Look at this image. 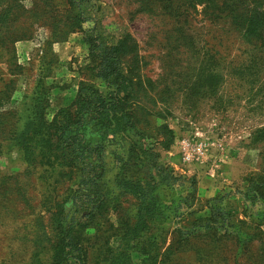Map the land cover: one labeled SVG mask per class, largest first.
Returning <instances> with one entry per match:
<instances>
[{
  "label": "rangeland",
  "instance_id": "1",
  "mask_svg": "<svg viewBox=\"0 0 264 264\" xmlns=\"http://www.w3.org/2000/svg\"><path fill=\"white\" fill-rule=\"evenodd\" d=\"M168 1L174 8L186 5V14L174 20L162 11L164 0H92L95 8L86 12L94 19L81 25L74 22L61 41H56V34L69 30L60 22L65 1H23L27 10L38 11L35 23L25 24L31 37L16 42L9 54L0 48V264H29L36 230L48 225L52 206L63 199L68 186L60 178L56 182V175L40 164H28L17 137L28 114L22 113L24 97L33 95L40 77L47 76L37 90H49L45 111L49 122L58 110L71 105L80 83L101 85L94 77L96 61L85 43L86 32L99 31L110 44L126 33L136 40L140 72L156 81L161 92L148 106L163 118H155L154 123L167 124L174 132V142L162 152L161 160L177 176L196 179L204 209L198 216L208 215V201L216 199L233 218L260 223L264 232V216H259L264 207L244 197L252 181L264 182V56L231 30L220 25L203 28L204 5L197 0ZM185 21L190 24L184 27L192 26L188 34L194 41L202 38L213 44L210 51L168 46L170 31L183 27ZM257 57L260 62H254ZM199 61L209 64L210 72L215 70L217 84L207 93L196 89L188 97L183 92V68ZM106 215L105 227L90 231L88 264H103L102 250L117 241L119 216L112 210ZM172 243L168 235L167 240L149 245L154 264H264L258 256L259 244L243 249L232 242L214 244L206 239L179 247ZM142 259L136 253L133 262L142 264Z\"/></svg>",
  "mask_w": 264,
  "mask_h": 264
},
{
  "label": "trees",
  "instance_id": "2",
  "mask_svg": "<svg viewBox=\"0 0 264 264\" xmlns=\"http://www.w3.org/2000/svg\"><path fill=\"white\" fill-rule=\"evenodd\" d=\"M23 1L0 0V48L8 54L16 42L31 37V28L25 24L30 20L35 23L38 16V11L22 6ZM64 1L67 7L62 9L60 22L69 30L56 34V41L68 34L74 22L81 25L94 19L86 12L95 8L92 0ZM197 1L204 5L203 28L220 25L231 30L264 56V0ZM161 9L175 20L185 15L188 7L174 8L171 1L164 0ZM187 23L170 31L168 46L210 51L213 44L202 38L194 41L188 34L192 26L184 27ZM85 35L96 61L94 77L101 85L80 83L74 101L58 110L51 122L45 117L49 90H37L47 76L40 77L33 95H25L22 105L26 108L22 113H28L17 137L22 157L55 174L56 182L58 178L68 181L63 199L51 208L48 225L36 230L29 264H88L90 231L105 227L110 210L119 216V227L117 241L107 244L100 254L103 264H134L136 253L143 256L142 264H154L155 256L148 247L167 240L168 235L172 247L196 239L214 244L232 242L243 249L259 244L258 256L264 259L260 223L233 218L216 199L208 201V215L198 216L204 209L196 179L177 176L162 162L161 154L171 148L174 132L167 124L154 123L155 118H163L148 106L161 92L156 90V81L140 72V49L134 37L126 33L110 44L99 31ZM208 66L199 61L188 62L183 68L185 95L193 96L196 89L207 93L215 85V70L210 72ZM168 71L173 73L170 67ZM193 85L195 88L189 87ZM244 197L264 207V182L252 181ZM169 250L166 253L170 254Z\"/></svg>",
  "mask_w": 264,
  "mask_h": 264
}]
</instances>
